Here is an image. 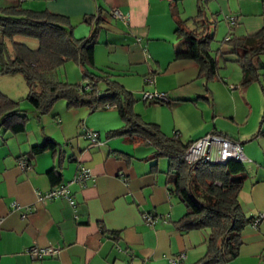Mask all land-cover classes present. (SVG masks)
<instances>
[{
	"label": "crops",
	"instance_id": "1",
	"mask_svg": "<svg viewBox=\"0 0 264 264\" xmlns=\"http://www.w3.org/2000/svg\"><path fill=\"white\" fill-rule=\"evenodd\" d=\"M12 3L16 1L0 0V6ZM18 3L67 16L75 37L87 35L98 19L93 49L96 66L111 71L117 82L132 91L136 97L133 109L144 120L157 123L164 133H176L188 141L216 132L240 141L247 177L238 199L246 216L264 213V122L255 128L260 101L253 125L247 129L219 123L222 116L234 117V111L227 109L226 114L218 109L210 85L218 78L225 82L224 76L217 72L215 79L205 82L194 60L175 56L181 44L174 31L176 23L195 15L197 0ZM112 8L122 10L127 21L111 16ZM206 9L214 20L213 35L218 19L224 20L225 24L218 23L222 41L229 33L253 32L264 23V0H210ZM185 23L194 26L191 20ZM28 40L24 41L27 45ZM227 50L222 42L215 57ZM72 62L63 63L66 81L81 83L80 69ZM21 84L18 73L0 75L1 90L12 98L25 96L27 85L25 94H17ZM145 90L162 91L168 100L146 103L141 99ZM254 92L258 97L257 89ZM24 101L20 106L30 115L25 129L16 133L0 130V264H169L170 257H180L179 264H198L209 230L178 228L185 206L167 189V158L151 157L152 146L110 133L123 123L113 106L90 111L87 106L67 107L58 99L51 110L36 117L34 107ZM246 105L248 117L252 104ZM90 130L98 132L100 143L87 138L85 133ZM46 136L56 140L62 152L57 148V152L46 149L31 154L32 146ZM253 139L257 142L243 145ZM79 164L91 173L84 184L70 182ZM53 167L61 174L56 182L48 175ZM60 183H68L69 197L37 198V192ZM13 201L20 207H11ZM148 213L160 216L147 224L143 214ZM101 226L114 234L103 233ZM241 238L237 256L227 264H261L264 217L256 225L248 223ZM32 243L53 244L59 252L32 259L25 251Z\"/></svg>",
	"mask_w": 264,
	"mask_h": 264
},
{
	"label": "trees",
	"instance_id": "2",
	"mask_svg": "<svg viewBox=\"0 0 264 264\" xmlns=\"http://www.w3.org/2000/svg\"><path fill=\"white\" fill-rule=\"evenodd\" d=\"M209 1L197 0L195 15L177 22L174 29L181 38L175 56L194 60L199 67L198 75L205 82L217 77L219 67L210 46L214 20L207 16ZM187 20L193 21L194 26H187ZM98 23V19L94 21L87 35L75 37L73 25L63 14L30 9L18 2L0 6V75L19 73L27 85L25 96L19 99L0 90V130L16 133L25 129L28 116L20 106L23 99L34 107L36 117L47 113L59 98L65 99L67 107L87 106L90 111L113 106L123 123L110 133L124 134L152 146L151 157L167 158V189L185 206L184 214L177 221L178 228L209 230L206 250L198 264H227L237 256L242 229L253 219L245 215L238 199L247 177L243 161L229 158L224 162H208L197 158L189 162L184 159L192 140L182 141L176 133L168 135L157 123L144 120L133 109L136 100L133 92L117 82L111 71L96 66L93 49ZM17 36L36 38L37 46L30 47L16 39ZM222 42L228 49L221 53L223 58L230 59L225 55H232L231 59L240 67V84L248 85L256 80L264 90V23L253 32L229 33ZM67 60L78 65L83 83H70L58 77V67ZM57 145L56 140L46 136L41 143L32 146L31 154L46 149L57 152ZM58 149L62 152L60 147ZM48 175L56 182L61 174L53 167ZM101 230L114 234L102 226ZM259 258L264 264V252Z\"/></svg>",
	"mask_w": 264,
	"mask_h": 264
},
{
	"label": "built area",
	"instance_id": "3",
	"mask_svg": "<svg viewBox=\"0 0 264 264\" xmlns=\"http://www.w3.org/2000/svg\"><path fill=\"white\" fill-rule=\"evenodd\" d=\"M19 2L21 0H15ZM110 15L115 18H120L122 20L127 21V15L120 10L119 8H112L110 10ZM231 21L233 22V18ZM141 99L146 103H161L168 100L167 95L158 90H145L141 95ZM87 138L93 143H100L101 140L99 138L97 131H86ZM197 158H202L204 161L208 162H224L229 158L238 159L241 161L246 160V156L243 152L242 144L240 141L232 139L230 137L208 132L198 138L193 139L189 146L187 147L184 153V159L187 161H193ZM21 165L25 166L26 163L21 161ZM89 168L85 167L84 165H78L77 171L74 177L71 179L70 182H76L79 184H84L85 180L90 176ZM70 190L68 187V183H60L41 193L40 191L37 192V198H56V197H69ZM11 207L19 208L20 205L13 201L11 202ZM24 215V214H22ZM160 215H153V214H143V219L147 224H151L156 218ZM264 217V213L260 212L257 216L253 217L251 220L252 225H256L258 221ZM26 253L32 259H41L46 256H55L59 252V247L53 244L47 245H37L32 243L28 247L25 248ZM180 257H170L168 259L169 264H179Z\"/></svg>",
	"mask_w": 264,
	"mask_h": 264
},
{
	"label": "rangeland",
	"instance_id": "4",
	"mask_svg": "<svg viewBox=\"0 0 264 264\" xmlns=\"http://www.w3.org/2000/svg\"><path fill=\"white\" fill-rule=\"evenodd\" d=\"M218 23L225 24L224 20L218 19V21L215 25L213 39L210 42V45L213 49L212 50L213 55L216 54V49L219 46H221L222 39L224 37L223 34L221 35L220 30H218V26H219ZM18 37L24 41L25 40L27 41L29 39L28 45L31 47L37 46L36 38H33V37H27L26 38L23 36H17V38ZM225 56H227V55H225ZM229 58L230 59L225 60L221 54H219L218 58H217V62H218V66H219L217 71L222 76H224V80H226V81L223 82V81H221V79L218 78L217 80L211 81L210 85H212V87L214 88V91H213L214 92V98L216 99L218 109H221L222 111L226 112V114H228L227 109H229L230 112L234 111V117L230 118V117H223L222 116L221 118H218V122L223 123L225 125L227 124V125L234 126V128L240 127L241 129L242 128L247 129L249 126L253 125L252 123L254 121V117L257 114V109L259 108L258 101H260L261 111L259 113V117L255 121V122H257L255 124V126H256L255 128H257V126L260 122L261 123L264 122V118L262 119V116H264V90L261 89L260 84L256 80L251 82L250 85H248V86L241 85L239 83L240 82V76H241L240 67H239L237 62H235L234 60L231 59L232 57H229ZM72 63H74L76 66H78L75 62H72ZM63 65L64 64H62L58 67L57 74L61 80H66L65 70L63 68L64 67ZM94 70L96 71L98 69L94 68ZM79 74L81 75V80H83V81H81V83H83L84 78H83L81 71H79ZM18 75L22 79V84H21V86L17 85V88H16V91L18 92L17 94H19V95L22 94L19 92H24L23 94H25V92H26L25 80L21 76V74L18 73ZM231 84H235L236 87L230 88L229 86ZM224 85H225V87H224ZM1 87H2V85H1ZM2 88H4V87H2ZM254 89H257V93L259 95L258 97L255 94ZM0 90H1V88H0ZM15 99H18V98H15ZM59 99H63V98H59ZM21 101H23V100H21ZM63 101L66 104L65 99H63ZM24 102L29 103V102H27V100H25ZM246 102H250L252 104L251 105V113H250V116H248V117H246L247 116L246 114L248 111ZM234 104H235V106H234ZM21 106H22V104H21ZM233 107H235V110L233 109ZM27 116H30L29 113H27ZM246 120H248V121H246ZM249 142L255 143V142H257V139H253L251 141H246L243 143V145H246ZM247 163L248 162H246V164Z\"/></svg>",
	"mask_w": 264,
	"mask_h": 264
}]
</instances>
